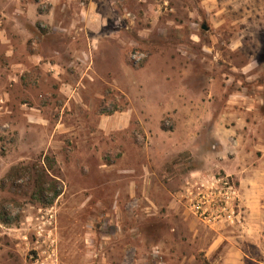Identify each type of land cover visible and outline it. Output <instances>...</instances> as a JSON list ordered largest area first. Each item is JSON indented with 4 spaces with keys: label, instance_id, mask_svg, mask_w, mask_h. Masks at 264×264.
Instances as JSON below:
<instances>
[{
    "label": "rangeland",
    "instance_id": "rangeland-1",
    "mask_svg": "<svg viewBox=\"0 0 264 264\" xmlns=\"http://www.w3.org/2000/svg\"><path fill=\"white\" fill-rule=\"evenodd\" d=\"M0 264H264V0H0Z\"/></svg>",
    "mask_w": 264,
    "mask_h": 264
},
{
    "label": "built area",
    "instance_id": "built-area-1",
    "mask_svg": "<svg viewBox=\"0 0 264 264\" xmlns=\"http://www.w3.org/2000/svg\"><path fill=\"white\" fill-rule=\"evenodd\" d=\"M236 188L228 177L214 176L206 182L195 183L187 187V204L205 219H217L228 215L231 219V206L235 199ZM228 212V213H227Z\"/></svg>",
    "mask_w": 264,
    "mask_h": 264
},
{
    "label": "trees",
    "instance_id": "trees-1",
    "mask_svg": "<svg viewBox=\"0 0 264 264\" xmlns=\"http://www.w3.org/2000/svg\"><path fill=\"white\" fill-rule=\"evenodd\" d=\"M44 182H45V181L41 182L40 185H37V189H38V193H39V194H40V190H41V188H42L43 185H44ZM45 183H46V182H45ZM59 194H60V190H56V191L54 192V194H53V197L55 198V197H57ZM54 198H52V200H53Z\"/></svg>",
    "mask_w": 264,
    "mask_h": 264
},
{
    "label": "water",
    "instance_id": "water-1",
    "mask_svg": "<svg viewBox=\"0 0 264 264\" xmlns=\"http://www.w3.org/2000/svg\"><path fill=\"white\" fill-rule=\"evenodd\" d=\"M204 28H206L205 26H203Z\"/></svg>",
    "mask_w": 264,
    "mask_h": 264
}]
</instances>
